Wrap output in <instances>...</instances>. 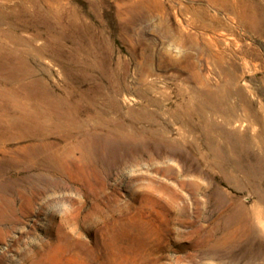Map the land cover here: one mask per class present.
<instances>
[{
    "label": "rangeland",
    "instance_id": "obj_1",
    "mask_svg": "<svg viewBox=\"0 0 264 264\" xmlns=\"http://www.w3.org/2000/svg\"><path fill=\"white\" fill-rule=\"evenodd\" d=\"M0 23V264H264V0H0Z\"/></svg>",
    "mask_w": 264,
    "mask_h": 264
},
{
    "label": "bare ground",
    "instance_id": "obj_2",
    "mask_svg": "<svg viewBox=\"0 0 264 264\" xmlns=\"http://www.w3.org/2000/svg\"><path fill=\"white\" fill-rule=\"evenodd\" d=\"M6 20V19H5ZM4 21V20H3ZM1 22H2V20H1ZM1 24V23H0ZM3 24V23H2ZM216 57V56H215ZM4 58V57H3ZM1 60V59H0ZM5 60V59H4ZM18 69H19V67H18ZM1 71V70H0ZM18 71V70H17ZM19 71H21V69L19 70ZM18 71V72H19ZM24 73V72H23ZM208 75V74H207ZM21 77H22V75H21ZM210 77V76H209ZM18 78V77H17ZM233 78V77H232ZM234 79V78H233ZM232 81V80H231ZM235 81V80H234ZM233 81V82H234ZM203 82H205V81H203ZM39 83V82H38ZM202 84V83H201ZM233 84V83H232ZM43 87V86H42ZM211 98H212V95H211ZM246 98V97H245ZM194 99V98H193ZM246 100H247V98H246ZM220 101V100H219ZM210 102V101H209ZM228 102V101H227ZM150 103H152L151 101H150ZM154 103V102H153ZM156 103L157 102H155V105H156ZM196 103V102H195ZM252 103V102H251ZM187 104H189L188 102H187ZM214 104V103H213ZM153 105V104H152ZM160 105V104H159ZM158 105V106H159ZM190 105L191 104H189V107H190ZM205 105V104H204ZM187 107V106H186ZM185 107V108H186ZM197 107V106H196ZM204 107V106H203ZM210 107V106H209ZM215 107H216V104H215ZM245 107H246V105H245ZM232 108V107H231ZM7 109V108H6ZM181 109V108H180ZM188 109V108H187ZM200 109V108H199ZM211 109V108H210ZM261 109V108H260ZM178 110H179V107H178ZM193 110H194V108H193ZM213 110V109H212ZM232 110V109H231ZM249 111V110H248ZM148 112V111H147ZM179 112H181V111H179ZM184 112V111H183ZM193 112V111H192ZM251 112H252V110H251ZM155 112H153V114H154ZM211 113V112H210ZM214 113V112H213ZM212 113V114H213ZM37 114V113H36ZM150 115V114H149ZM186 115H188V114H186ZM221 115V114H220ZM182 116V115H181ZM213 116V115H212ZM191 117V116H190ZM201 117H202V115H201ZM256 117V116H255ZM258 117H260V116H258ZM181 118V117H180ZM187 118V117H186ZM214 118V117H213ZM179 119V118H178ZM202 119V118H201ZM207 119V118H206ZM228 119V118H227ZM260 119V118H259ZM185 120V119H184ZM187 120H188V118H187ZM196 120V119H195ZM207 120H210L209 118L207 119ZM207 120H204L203 119V121H207ZM256 120H258L257 119V117H256ZM256 120H255V122H256ZM182 121V120H181ZM186 121V120H185ZM193 121V120H192ZM180 122V121H179ZM187 122V121H186ZM209 122H211V121H209ZM223 122V121H222ZM227 122V121H226ZM232 122H234L233 120H232ZM193 123V122H192ZM213 123V122H212ZM228 123V122H227ZM259 123V122H258ZM15 124H16V121H15ZM185 124V123H184ZM19 125V124H18ZM21 125V124H20ZM23 125V124H22ZM188 125V124H187ZM193 125V124H192ZM196 126H197V124H195ZM203 125V124H202ZM207 125H208V123H207ZM17 126V125H16ZM153 126H155V125H153ZM152 126V127H153ZM185 126V125H184ZM204 126H206V125H204ZM216 126V125H215ZM193 127H194V125H193ZM203 127V126H202ZM252 127V126H251ZM253 127H254V125H253ZM261 127H263V126H261ZM17 128L19 129V126H17ZM155 128V127H154ZM201 128V127H200ZM208 128V127H207ZM206 128V129H207ZM217 128V127H216ZM255 128V127H254ZM8 129H11V128H8ZM77 129V128H76ZM186 129V128H185ZM202 129H204V128H202ZM213 129V128H212ZM233 129V128H232ZM71 130H73V129H71ZM142 130H143V128H142ZM194 130H195V128H194ZM2 131V130H1ZM36 130L35 129H33V131L32 132H35ZM149 131V130H148ZM179 131H181V130H179ZM213 131V130H212ZM220 131V130H219ZM233 131H235V129L233 130ZM256 131V130H255ZM262 131H264V130H262ZM3 132V131H2ZM8 132V131H7ZM30 133L29 135L32 137V136H34V135H36V134H34V133ZM71 132V131H70ZM182 132V131H181ZM187 132V131H186ZM223 132V131H222ZM236 132V131H235ZM244 132V131H243ZM245 132H247V131H245ZM249 132H250V130H249ZM35 133H37V132H35ZM44 133V132H43ZM164 133V132H163ZM196 133H197V131H196ZM255 133V132H254ZM259 133V132H258ZM262 133V132H261ZM204 134V133H203ZM221 134V133H220ZM226 134V133H225ZM230 134V133H229ZM232 134V133H231ZM239 134V133H238ZM250 134V133H249ZM3 135V134H2ZM44 135H46L45 133H44ZM209 135V134H208ZM223 135V134H222ZM259 135V134H258ZM8 136V135H7ZM6 136V137H7ZM204 136V135H203ZM214 136V135H213ZM219 136V135H218ZM229 136V135H228ZM239 136V135H238ZM260 136V135H259ZM263 136V135H262ZM5 137V138H6ZM39 137V136H38ZM240 137H247V136H240ZM256 137H257V135H256ZM261 137V136H260ZM42 138V137H41ZM44 138V137H43ZM69 138V137H68ZM250 138V137H249ZM253 138V137H252ZM3 136H0V143H2V141H3ZM234 139H236L235 137H234ZM242 139V138H241ZM48 140V139H47ZM205 140V139H204ZM207 140V139H206ZM209 140H210V138H209ZM237 140V139H236ZM251 140V139H250ZM254 140V139H253ZM36 141V140H35ZM42 140H40V142H41ZM46 141V140H45ZM208 141V140H207ZM242 141H243V139H242ZM246 140L244 139V142H245ZM263 141V140H262ZM235 142V141H234ZM239 142V141H238ZM241 142V141H240ZM253 142V141H252ZM255 142V141H254ZM260 142V141H259ZM45 143V142H44ZM79 143V142H78ZM207 143V142H206ZM213 143V142H212ZM243 143V142H242ZM246 143V142H245ZM244 143V144H245ZM248 143V142H247ZM33 144H34V142H33ZM48 144V143H47ZM210 144V143H209ZM215 144V143H214ZM213 144V145H214ZM217 144V143H216ZM238 144V143H237ZM258 144V143H257ZM52 145V144H51ZM255 145V144H254ZM45 146H46V144H45ZM53 146V145H52ZM210 147H211V145H209ZM263 146V145H262ZM47 147V146H46ZM245 147V146H244ZM253 147V146H252ZM252 147H250V148H252ZM258 147H260V145L258 146ZM48 148V147H47ZM213 148V147H212ZM230 148V147H229ZM254 148V147H253ZM252 148V149H253ZM42 147H36V146H33V147H31V146H24V148H21L20 149V151L21 152H24L25 153V155H26V157L27 158H30V160H33L35 157V155H37V154H39V153H41L42 152ZM77 149H78V147H77ZM233 149V148H232ZM246 150V148H243V150ZM45 150V149H44ZM54 150V149H53ZM69 150V149H68ZM79 150V149H78ZM216 150V149H215ZM217 150H219L218 148H217ZM216 150V151H217ZM256 150V149H255ZM254 150V151H255ZM260 150H261V148H260ZM48 151V150H47ZM246 152V151H245ZM20 153V152H19ZM55 153V152H54ZM54 153H51L50 152V154L48 153L47 155H45V157H43V159L41 160V162L39 161V162H35L34 164H33V167H35V168H37V169H43V167H46V168H48V169H50V170H52V171H56V170H58V169H60V168H62V163L58 160L59 158L57 157V155H58V152H57V154H54ZM63 153V152H62ZM216 152H214V154H215ZM218 153V152H217ZM260 153V152H259ZM60 154V153H59ZM65 154H66V152H65ZM220 154H223V153H220ZM61 155V154H60ZM231 155V154H230ZM229 155V156H230ZM239 155V154H238ZM245 155H246V153H245ZM253 155V154H252ZM42 156H44V155H42ZM213 156H215L216 157V154L215 155H213ZM218 156V155H217ZM223 156V155H222ZM240 156V155H239ZM258 156V155H257ZM34 157V158H33ZM61 157V156H60ZM259 157V156H258ZM260 157L262 158V156L260 155ZM264 157V156H263ZM64 158H65V156H64ZM62 159H63V157H62ZM241 159V158H240ZM257 159H259V158H257ZM64 160V159H63ZM219 160H220V158H219ZM229 160V159H228ZM248 160H249V158H248ZM215 161V160H214ZM221 161V160H220ZM240 161V160H239ZM242 161V160H241ZM259 161V160H258ZM261 161V160H260ZM254 162V161H253ZM217 163H221V162H218L217 161ZM230 163V162H229ZM247 163V162H246ZM251 163V162H250ZM226 164H228V163H226ZM234 164H236V163H234ZM222 165V164H221ZM232 165V164H231ZM242 166V165H241ZM221 167V166H220ZM236 167V166H235ZM228 168V167H227ZM227 168H226V170H227ZM241 168H243V167H241ZM258 168V167H257ZM237 169H238V167H237ZM244 170V169H243ZM246 171H247V169H246ZM224 172H225V169H224ZM50 173V172H49ZM257 212H260V211H257Z\"/></svg>",
    "mask_w": 264,
    "mask_h": 264
}]
</instances>
